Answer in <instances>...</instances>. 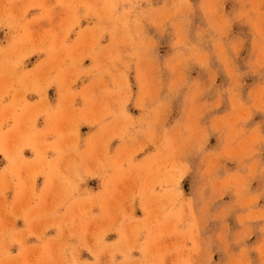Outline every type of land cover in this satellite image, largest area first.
<instances>
[{
    "label": "rangeland",
    "instance_id": "374dc122",
    "mask_svg": "<svg viewBox=\"0 0 264 264\" xmlns=\"http://www.w3.org/2000/svg\"><path fill=\"white\" fill-rule=\"evenodd\" d=\"M0 264H264V0H0Z\"/></svg>",
    "mask_w": 264,
    "mask_h": 264
}]
</instances>
